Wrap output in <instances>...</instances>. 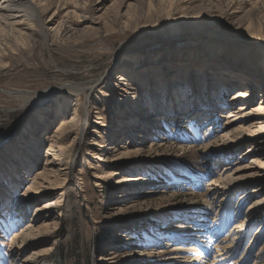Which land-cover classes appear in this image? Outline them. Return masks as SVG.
<instances>
[{"label": "rangeland", "instance_id": "1", "mask_svg": "<svg viewBox=\"0 0 264 264\" xmlns=\"http://www.w3.org/2000/svg\"><path fill=\"white\" fill-rule=\"evenodd\" d=\"M27 1L38 14L15 32L0 0V264L17 234L28 264H158L183 247L221 264L219 240L233 245L223 264H264V137H249L262 133L264 0L12 4ZM64 119L52 194L33 199ZM227 167L244 169L241 187Z\"/></svg>", "mask_w": 264, "mask_h": 264}, {"label": "bare ground", "instance_id": "2", "mask_svg": "<svg viewBox=\"0 0 264 264\" xmlns=\"http://www.w3.org/2000/svg\"><path fill=\"white\" fill-rule=\"evenodd\" d=\"M7 2H9L10 4L8 5V4H6V2H5V4L7 5V7H5L4 5H3V7H5V8H1L2 9V11H4V13L6 14V15H3V16H5V20H6V22H7V24H9V26L12 28V30L13 31H15V32H18V28H21V26L23 27V29L25 28L24 27V24H25V22H24V20L26 19H24V17H27L28 18V14H29V17H30V15L31 16H36V14H38L37 13V9L35 8V5L32 3V2H30L29 3V1H27L28 3V5L26 6V10L27 11H29V12H27V13H25V14H23V12H25L24 10H17V8L15 7V5L14 4H12L13 2H18V0L17 1H15V0H7ZM18 6H20V5H18ZM20 14H22V15H20ZM33 14H35V15H33ZM3 18V17H2ZM35 18V17H34ZM29 19V18H28ZM2 20V19H1ZM52 22H51V20L48 22V23H46V26H48V27H50L52 24H51ZM3 24V23H2ZM6 25V24H5ZM7 28V27H6ZM28 28V27H27ZM27 28H25V29H27ZM42 28H45V26H44V24H42ZM47 29V28H46ZM53 29V28H52ZM55 30V29H54ZM19 31H21L20 29H19ZM24 31V30H23ZM46 31V30H45ZM52 31V30H51ZM55 32V31H54ZM21 33V32H20ZM23 35V34H22ZM3 37V36H2ZM123 76V75H122ZM250 80H251V78L252 77H248ZM121 81H124L125 79L124 78H121L120 79ZM131 82V81H130ZM242 89V88H241ZM83 92L85 91V90H82ZM69 94L71 93V94H74L72 91H69L68 92ZM249 98V90L247 89V90H240V91H238L237 93H236V96L234 97V100H237V99H248ZM67 99L66 100H62V102H61V104H60V108L61 109H68V106H69V104H66L67 103ZM75 101H77V99H75L74 100V102ZM68 105V106H67ZM72 108V110H73V112H74V114H75V116L76 117H79V115H81V111L78 109V108H76V103L75 104H73V106L71 107ZM71 110V109H70ZM246 110H248L247 109V107H246V105H244V106H242V107H240L239 108V112H238V114H236V116H234V117H237L234 121H233V123H236V122H238L239 120H240V118H238V117H240L239 116V114H242L244 111H246ZM254 111H257V112H260V116H259V118H258V123L257 124H259V127H260V131H262V133L260 134V133H258V134H252V135H250L249 137H251V138H255V139H257V138H260V137H264V116H262L261 114L263 113V111H264V105L263 104H261V106H259V107H257L256 109H254ZM84 113H85V110H84ZM84 113H82V114H84ZM246 113V112H245ZM247 114V113H246ZM251 114H253V113H251ZM242 116V115H241ZM244 116V115H243ZM242 119H244V118H241V120ZM68 120V119H67ZM64 126L61 128V131H58L54 136H53V142L55 143V144H53L52 145V148H51V150L47 153V159H48V161H47V163H46V165H45V167H44V171L40 174V175H43L45 178H46V180L44 181V182H42V183H39V184H35V185H38V186H35V188H34V190L36 191V196H33L32 198L33 199H36V198H38V197H44L45 195H47V194H49V193H51L52 194V192H49V191H47V190H53L51 187H48V186H46V185H44L45 183H48V184H50V178L52 177L51 175L53 174H55V168L57 167V164L54 162V161H50V159H51V157H54V159H55V157H56V152L57 151H59V152H64V149H66V148H64V146H62L61 144V146H59L58 144L59 143H61L62 142V136H63V133L65 132V129L67 128V124H70V122L69 123H66V120L64 119ZM242 122V121H241ZM240 122V123H241ZM72 123V122H71ZM232 123V122H231ZM62 125H63V123H62ZM71 125V124H70ZM69 125V126H70ZM243 125V124H242ZM237 126V125H236ZM240 127L238 128V127H236V130L237 131H239V130H243V127H241V124L239 125ZM249 128H251V125H249L248 126ZM258 127V126H257ZM246 129V128H245ZM235 130V129H234ZM244 131V130H243ZM253 131V130H252ZM231 132V131H230ZM230 132H227L226 133V135L227 136H230L231 134H230ZM232 133V132H231ZM255 133V132H254ZM238 144V143H237ZM258 144V143H257ZM95 145V144H94ZM98 145V144H97ZM261 146H264V144H262V143H260V147ZM224 147V146H223ZM54 148H56L57 149V151L55 152V150H54ZM67 150V149H66ZM250 151V150H249ZM128 154H129V152H128ZM253 154H256V155H258L259 157H264V154H261V152H254ZM58 158V157H57ZM59 161V160H58ZM69 162V166L67 165V168L65 167V169H61L60 170V172L61 173H65V174H69V173H71L72 172V162L71 161H68ZM252 164H254V165H256V168H259L260 169V171H262V170H264V161H260V160H254V162L252 163ZM253 165V166H254ZM59 166V168H60V164L58 165ZM63 167V166H62ZM57 169V168H56ZM247 169V168H246ZM244 169L242 168V167H239V168H236V169H233L232 167H227V168H225L224 169V176H220V177H222L221 179H223L222 181H224V182H227V183H229V184H231V185H233V187L234 188H238V187H241L242 186V179H243V177H241L240 176V174H241V172L243 171ZM57 174V173H56ZM55 174V175H56ZM54 175V176H55ZM59 175V174H58ZM220 175H221V172H220ZM247 176V175H246ZM57 177V176H56ZM60 177V176H59ZM58 177V178H59ZM44 180V179H43ZM219 181V180H218ZM213 182V181H212ZM55 183V182H54ZM214 183V182H213ZM216 183V182H215ZM214 185V184H213ZM213 185H212V187H213ZM53 186V185H52ZM229 188V187H228ZM29 192V191H28ZM251 192H253V193H257V194H260V188L259 187H257V188H254L253 190H251ZM32 193V192H31ZM28 197V196H27ZM31 198V197H30ZM54 201H52V200H50V201H48L46 204H45V206L43 207V208H37L36 209V213H38V216H40L39 214L40 213H44V210H50V209H52L54 206V203H53ZM256 205L254 206V207H259V204L260 205H264V200L262 201V202H259V203H255ZM256 208V209H257ZM252 209V207H250L249 208V210H248V213H250V211H252L251 210ZM43 211V212H42ZM35 220H38V219H35ZM52 223V222H51ZM33 228V226L31 225V226H28L27 227V230L25 231V232H27V231H30L31 229ZM239 229H240V227H239ZM42 231V230H41ZM195 234H196V237H194V238H197V240L199 241V242H201V241H203V239L205 238V233H203L202 231H196L195 232ZM15 237V236H14ZM16 237L18 238V237H20L18 234L16 235ZM242 237V236H241ZM16 238V239H17ZM36 238H37V236H36ZM36 238H28L27 237V239H25L24 240V242H25V244L26 245H28V244H30V243H32V242H35L34 240H36ZM15 239V240H16ZM14 240V241H15ZM38 240V239H37ZM14 241H13V243H12V248L10 249V255H11V259H12V261H13V263H11V264H28L29 263V260H31L29 257L27 258V259H23L22 257H21V254L17 251V250H20V248H17L15 245H14ZM211 242L213 241V240H210ZM234 243V242H233ZM232 243V244H233ZM23 246V245H22ZM232 246L233 245H229L228 243H227V241H218V243H217V245L216 246H214L216 249H217V253H219V258H218V263H221V264H223V263H226V261H228L229 260V257L231 256V254H232V250H233V248H232ZM263 249V248H262ZM198 249H196L195 247L194 248H174V249H172L170 252H168V259L166 258V259H163L162 258V260H160V261H158V264H163L165 261H171L173 264H199L197 261H198V256L200 255V253L198 254ZM35 255V254H34ZM186 255V256H185ZM190 256V257H189ZM185 259H189V262H187V263H185ZM192 260V261H191ZM11 261V262H12ZM32 261V260H31ZM178 261H180L179 263H177ZM176 262V263H175ZM216 262V261H215ZM31 263V262H30ZM156 264V263H155Z\"/></svg>", "mask_w": 264, "mask_h": 264}]
</instances>
